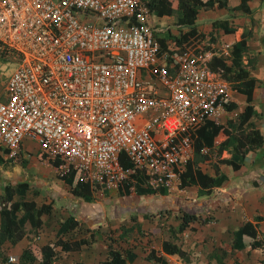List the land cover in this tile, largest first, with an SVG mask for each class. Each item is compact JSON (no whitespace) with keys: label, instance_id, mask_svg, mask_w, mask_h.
Returning <instances> with one entry per match:
<instances>
[{"label":"built area","instance_id":"1","mask_svg":"<svg viewBox=\"0 0 264 264\" xmlns=\"http://www.w3.org/2000/svg\"><path fill=\"white\" fill-rule=\"evenodd\" d=\"M138 2L0 0V56L17 64L0 94V154L28 140L60 174L107 183L122 154L146 181L177 183L226 84L188 52L160 51Z\"/></svg>","mask_w":264,"mask_h":264},{"label":"crops","instance_id":"2","mask_svg":"<svg viewBox=\"0 0 264 264\" xmlns=\"http://www.w3.org/2000/svg\"><path fill=\"white\" fill-rule=\"evenodd\" d=\"M245 5L246 10L238 8L227 12L211 2L196 11L193 27L203 34L202 41L213 48V53L203 54L201 62L207 66L211 56L217 55L224 58L232 74L239 72L236 77L231 75L224 80L226 88L215 101L214 118L206 117L196 128L191 159L186 162L187 169L185 164L180 171L176 184L168 185L164 181L152 184L145 180L140 189L130 182L133 187L124 195L126 181L129 182L124 172L119 178L102 184L104 191H92L90 200L86 201L69 192L62 180L63 174L53 176L47 173V168L38 166L39 174L37 170L35 176L48 178L41 181V187L48 182L56 194L67 190L65 197L74 199L73 204H80L78 199L92 204L94 196H105L106 206L124 215L115 218L113 225H131L133 222L128 218L136 217L134 224L144 233L143 237L147 235L144 241L149 246H131L130 253L125 254L126 264H264V218H257L264 214V0H246ZM151 20L157 29L170 27L174 32L171 17L151 15ZM225 28L235 31L228 33ZM232 49L239 51L232 52ZM243 114L244 122L240 121ZM206 123L225 127L228 132L221 129L211 138L212 130ZM203 140L212 144L204 145ZM2 156L6 154L1 153ZM7 164H0L1 179L30 170L27 166L21 168L18 163L8 169ZM50 166L55 168L51 163ZM137 176L141 177L138 171ZM179 181L184 184L178 185ZM160 185L166 189L163 194L144 193L142 189H156ZM183 212L194 218L178 230ZM142 215L147 216L141 218ZM244 223H250L255 230L254 239L258 241L255 248H237ZM148 229L155 232L146 233ZM162 241L174 243L181 253L162 252ZM151 250L159 260L147 258Z\"/></svg>","mask_w":264,"mask_h":264},{"label":"trees","instance_id":"3","mask_svg":"<svg viewBox=\"0 0 264 264\" xmlns=\"http://www.w3.org/2000/svg\"><path fill=\"white\" fill-rule=\"evenodd\" d=\"M215 2L218 6L226 9L227 12L234 11L238 8L246 10V0H139V5H142L143 9L146 10L147 15H154L157 17L169 16L172 19L171 26L174 28V32L171 31L170 27H161L154 32V38L158 43L160 51H166L169 59H177V57L183 53L188 52L192 59H202L205 52H212L213 48L206 45V42L202 41L204 38L203 34L197 33L193 27V21L195 19L196 11L200 8H205L209 6V3ZM226 32H234L235 29L225 28ZM243 35L249 34V32ZM240 45L243 46L244 43L241 40ZM239 51V49H236ZM232 49V52H237ZM174 60V61H175ZM207 68L213 72L220 75L222 80H227L229 76L233 75L236 77L239 71H234L232 74L230 66H228L224 58L212 55L210 60L207 61ZM247 111V107L245 108ZM245 114L241 115L240 121H245ZM206 127L212 130L210 137L212 138L217 132L223 129L220 125H214L206 123ZM227 133L228 129L224 127L222 131ZM228 137V136H227ZM226 137L225 143L228 138ZM224 142V141H223ZM204 145H211L210 141H202ZM37 158L42 160L43 154L38 153ZM58 163L57 159L51 161V165ZM118 163L122 170L127 173L126 181V195L129 192L131 186L136 185L141 189V184L145 183V176L140 174L141 177L137 176L136 169L132 168L130 163L126 160L124 155L120 154L118 156ZM187 164L185 169H187ZM62 180L69 187V192L73 195H80L84 200L89 201L92 191L103 190L102 184H107L109 180H104V177L87 182L83 180L78 170L75 168H68V170L62 175ZM142 180V182L140 181ZM130 182L133 185H130ZM183 181H179L178 185H183ZM27 190L28 187L25 182L17 181L13 185L6 184L3 186V200L2 207H0V233L3 234L4 238H8L10 242H19L24 234L28 231H34L38 229L42 223V215L48 214L51 207L53 206V201L50 200L48 203H40L37 205L32 199L18 201L13 199V190ZM144 193H165V188L160 185L155 188H144L142 187ZM102 191V193H104ZM138 191V190H137ZM120 194V192H118ZM146 215H142L141 218H145ZM134 217H130L132 220ZM194 215L188 213L180 214V221L178 223V230L184 228L185 224L192 220ZM257 218L263 219L264 214L258 216ZM18 219L20 221H18ZM134 222V219H133ZM75 222L69 221L67 227L72 226ZM76 227V226H75ZM118 234L114 243L111 242V237H108L107 251L105 257L101 264H126L125 254L130 253L129 247H123L122 240H126V235H130L133 232H141L137 225L134 223L128 226L119 225ZM154 229L146 230V233H154ZM142 233V232H141ZM144 234V233H142ZM91 234H89V239H78L70 244L66 242H60L58 240L47 242L42 245L29 242L23 248L20 249L17 254L18 263L17 264H51L52 258L56 252V246H59L60 250L65 252L79 250L81 246H87L91 242ZM255 230L250 223H244L240 229V238L236 243L237 248L248 247L255 248L258 245V241L255 239ZM160 250L166 254H180V249L169 241H162L160 244ZM147 258H152L153 260H159V256H153V251L149 252Z\"/></svg>","mask_w":264,"mask_h":264},{"label":"rangeland","instance_id":"4","mask_svg":"<svg viewBox=\"0 0 264 264\" xmlns=\"http://www.w3.org/2000/svg\"><path fill=\"white\" fill-rule=\"evenodd\" d=\"M16 65L15 62L0 56V94L4 88L8 75L14 70ZM23 144L28 151L15 153L12 156H2L3 158L0 157V164L2 162L8 163L6 165L8 169H10L13 163H18L21 168L25 166L30 168V170H23V174L21 175L14 173L9 179L0 178V207H2L1 203L4 202L3 186L6 184L13 185L17 181L25 182L28 189L25 191L14 189V200L24 201L32 199L37 205L40 203H48L52 200L53 206L48 214L42 215L40 227L34 231L26 232L19 242H10L8 238L1 239L3 234L0 233V254H18L20 249L29 242L42 245L47 242L58 240L70 244L78 239H89V234H91V242L87 246H81L79 250L65 252L60 250L59 246H56V252L52 258L51 264H101L107 251L108 237H111V242L114 243L119 233L118 230L120 231L119 224L115 226L112 222L118 216L123 217V213L111 211L109 206L107 207L105 204V196H94L92 198V204L91 202H84L81 199H78L80 204H73L75 202L74 199L65 197V195L68 194L67 190L56 194L53 192L48 182L46 183L47 185L45 184L43 186L42 184L41 187V181H46L48 178L39 179L35 176L37 175V170L39 174L38 166L39 168L44 166V168H47V173L53 176H58L60 172L50 166L51 161H46L44 158V162L37 160L34 143L24 140ZM76 196H74V198H78ZM107 201H109V203L112 202L110 198H107ZM128 219L129 222H133V219L134 222L136 221V217L132 220L130 217ZM18 221L20 220L18 219ZM69 221L75 222V224L67 227ZM123 226L125 225L123 224ZM143 236L144 234L139 231L133 232L130 235H126V240H122L121 243H124L123 247H129L130 249L131 246L136 245L141 248L148 247L149 245L144 241L147 235L146 237ZM149 241H151V239ZM146 264L152 263L147 262Z\"/></svg>","mask_w":264,"mask_h":264}]
</instances>
